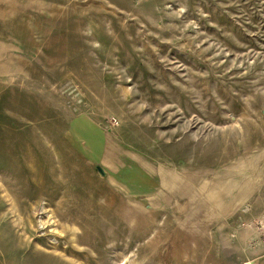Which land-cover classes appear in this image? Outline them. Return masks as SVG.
<instances>
[{
	"label": "rangeland",
	"instance_id": "1",
	"mask_svg": "<svg viewBox=\"0 0 264 264\" xmlns=\"http://www.w3.org/2000/svg\"><path fill=\"white\" fill-rule=\"evenodd\" d=\"M0 264H264V0H0Z\"/></svg>",
	"mask_w": 264,
	"mask_h": 264
},
{
	"label": "crops",
	"instance_id": "2",
	"mask_svg": "<svg viewBox=\"0 0 264 264\" xmlns=\"http://www.w3.org/2000/svg\"><path fill=\"white\" fill-rule=\"evenodd\" d=\"M108 146H109L108 152L113 153V155H111V157L114 160H116L117 159V153H118V150H116L117 146H115V147L113 145H108ZM110 148H111V150H110ZM121 148H123V147H121ZM127 151H128L129 155H126V156L128 158L130 156L129 160L135 161V155L132 154L129 150H127ZM156 175H157V177L159 179L157 184H149L148 183L146 185H142L141 186L140 193L141 194L143 193V196H145L146 199H147L148 196H149L148 198H150V196L152 194H154V192H155V194L158 197H160L161 195L166 193L167 190L170 191L173 196H179V197L184 198L186 196V194H181V192L179 191L181 188H186V187H182V185H186V186L189 185L188 188H192L194 190H196L197 187L199 186V185L195 186V184H191V183H187V182H181L180 180L174 181L173 184H170V182L165 180V171L161 170V169H158V171H156ZM209 184L211 186V183H209ZM209 184H207V182H203L202 185L199 186V188H207L206 185H209ZM200 194H202V193H200ZM188 195L190 196L189 199H191L192 196L193 197L197 196V193L195 191L193 194L189 193ZM208 199H212V197L208 198ZM204 202H205V204H207L212 209L211 200H210L209 203H207L206 199H205ZM205 204H202V208L203 209H205ZM176 207L178 208L176 211L191 212V211H194L196 205H194V204L191 205V203H189V204H185L184 206L176 205L175 208ZM220 210H222V209L218 208V211H220ZM200 237H204V235H201Z\"/></svg>",
	"mask_w": 264,
	"mask_h": 264
},
{
	"label": "built area",
	"instance_id": "3",
	"mask_svg": "<svg viewBox=\"0 0 264 264\" xmlns=\"http://www.w3.org/2000/svg\"><path fill=\"white\" fill-rule=\"evenodd\" d=\"M115 123H116V121L112 119L111 124H115Z\"/></svg>",
	"mask_w": 264,
	"mask_h": 264
}]
</instances>
